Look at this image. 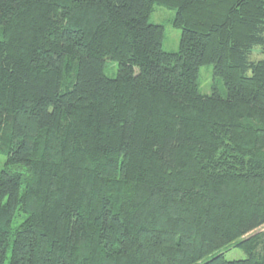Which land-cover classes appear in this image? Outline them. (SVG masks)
<instances>
[{
    "label": "trees",
    "instance_id": "1",
    "mask_svg": "<svg viewBox=\"0 0 264 264\" xmlns=\"http://www.w3.org/2000/svg\"><path fill=\"white\" fill-rule=\"evenodd\" d=\"M0 164V264H264V0H0Z\"/></svg>",
    "mask_w": 264,
    "mask_h": 264
},
{
    "label": "rangeland",
    "instance_id": "2",
    "mask_svg": "<svg viewBox=\"0 0 264 264\" xmlns=\"http://www.w3.org/2000/svg\"><path fill=\"white\" fill-rule=\"evenodd\" d=\"M174 12L172 10H167L165 8L156 7L155 12L150 17V23L155 25H161L164 27L165 35L163 41V49L167 52H177L179 49V41L181 36V31L175 29L172 26L174 19ZM116 68H111L107 71L109 77L115 76ZM200 82H201V91L203 93H209L211 87L215 85V81L212 75L211 67H203L200 70ZM220 90V93L225 95V91L222 84L216 85ZM1 165V164H0ZM264 230V227L257 230L254 233ZM227 260H240L245 258V254L239 248H230L224 254Z\"/></svg>",
    "mask_w": 264,
    "mask_h": 264
}]
</instances>
